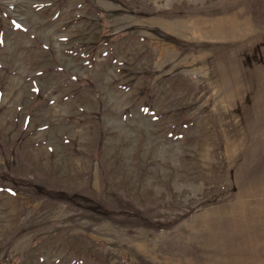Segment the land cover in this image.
<instances>
[{
  "label": "rangeland",
  "instance_id": "rangeland-1",
  "mask_svg": "<svg viewBox=\"0 0 264 264\" xmlns=\"http://www.w3.org/2000/svg\"><path fill=\"white\" fill-rule=\"evenodd\" d=\"M0 264H264V0H0Z\"/></svg>",
  "mask_w": 264,
  "mask_h": 264
}]
</instances>
